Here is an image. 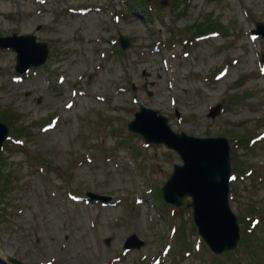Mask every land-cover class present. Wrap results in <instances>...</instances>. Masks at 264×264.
Listing matches in <instances>:
<instances>
[{
  "label": "rangeland",
  "instance_id": "1",
  "mask_svg": "<svg viewBox=\"0 0 264 264\" xmlns=\"http://www.w3.org/2000/svg\"><path fill=\"white\" fill-rule=\"evenodd\" d=\"M149 2L143 13L126 0H0V36L49 46L46 62L24 73L17 52L0 49V112L19 114L0 121L10 135L25 128L0 154V264H248L240 246L212 255L190 198L164 201L183 159L129 130L142 105L176 133L232 142L247 171L233 176L230 204L241 230L246 217L261 220L254 262L264 264V38L252 33L264 0ZM209 14L228 34L216 29L186 48V27ZM132 235L144 244L126 249Z\"/></svg>",
  "mask_w": 264,
  "mask_h": 264
},
{
  "label": "water",
  "instance_id": "2",
  "mask_svg": "<svg viewBox=\"0 0 264 264\" xmlns=\"http://www.w3.org/2000/svg\"><path fill=\"white\" fill-rule=\"evenodd\" d=\"M252 32L264 38V24L258 23ZM120 43L124 50L130 45L124 36H120ZM0 48H12L17 52L16 69L21 73L45 63L49 54L48 43L38 42L35 35L0 36ZM219 112L220 106H217L212 109L211 115ZM129 129L141 134L146 143H164L179 152L183 164H175L173 173L163 185L164 201L182 206L184 199L189 197L194 223L210 250L222 254L235 249L241 239V226L230 204L233 164L229 139L225 136L201 137L176 133L166 116L144 106L135 113ZM9 135V126L0 121V154ZM143 244L141 239L132 235L126 247L131 249ZM11 261L22 264L13 258Z\"/></svg>",
  "mask_w": 264,
  "mask_h": 264
},
{
  "label": "trees",
  "instance_id": "3",
  "mask_svg": "<svg viewBox=\"0 0 264 264\" xmlns=\"http://www.w3.org/2000/svg\"><path fill=\"white\" fill-rule=\"evenodd\" d=\"M127 4L129 5V7L134 10V11H142L143 13L145 12H151V2H149L148 0H126ZM179 1V0H177ZM182 2H190L191 0H181ZM216 18L213 17L212 14H209L207 17L205 16L202 20H200L199 22H195L191 25H188L186 27V32L189 35L188 38H184V43H186V48H188L189 46L192 45H196L197 43L200 42V40L212 36V34L219 32L217 30H223L224 33L226 32V27H224L221 24H217L218 20H215ZM217 24L218 27H214V24ZM217 29V30H216ZM241 81V80H240ZM18 113L15 112L12 109H7L6 111L3 110L0 112V118L4 121L7 122H12V120H15V118L18 117ZM20 126H14L11 135L9 136L8 140H6L5 144H4V148L6 146H8V144H10V142L15 139V138H21L18 137L20 135H22V133L24 132V127H21L22 129L19 128ZM255 134H251V138H244L246 144L249 146L251 144L252 141H254L256 139V137L254 136ZM255 137V138H254ZM9 141V142H8ZM236 161L237 158L235 156H233V162H234V167H233V176L234 175H238L239 173L242 172H246L247 168L246 167H237L236 165ZM252 165L254 164H249V174L254 175L255 172L258 170V168L253 167ZM12 174H10L7 178V181H11V177ZM2 177H4L3 172L1 171V167H0V180L2 179ZM4 180V179H3ZM8 187L7 186V182L4 184H0V194L5 190V188ZM231 188H233V185H231ZM245 224L242 227V240L239 243V246L241 249H246L248 250V253L250 255V260L248 262V264H257L254 261L256 260V256L258 255L255 252V246L257 245V247L261 246V244L263 243V240L260 242V237L258 235V232H256L255 227L259 226L261 220L258 218V216H253L251 215L250 217H246L245 218ZM261 243V244H260ZM238 249L235 250H231L228 251L226 253H238L239 251ZM218 256V255H217ZM222 256V255H220ZM232 259H234V257H232ZM231 259V260H232ZM234 262L237 263L236 260H232ZM235 264V263H234Z\"/></svg>",
  "mask_w": 264,
  "mask_h": 264
},
{
  "label": "bare ground",
  "instance_id": "4",
  "mask_svg": "<svg viewBox=\"0 0 264 264\" xmlns=\"http://www.w3.org/2000/svg\"><path fill=\"white\" fill-rule=\"evenodd\" d=\"M155 51L154 52H159V49L157 48V47H155V49H154ZM160 103H161V101L159 102V101H156V103H154V105L155 106H158V105H160ZM15 264H17V263H15Z\"/></svg>",
  "mask_w": 264,
  "mask_h": 264
}]
</instances>
